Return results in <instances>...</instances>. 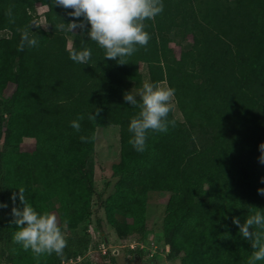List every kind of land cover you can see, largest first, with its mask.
<instances>
[{"label":"trees","instance_id":"1","mask_svg":"<svg viewBox=\"0 0 264 264\" xmlns=\"http://www.w3.org/2000/svg\"><path fill=\"white\" fill-rule=\"evenodd\" d=\"M162 2L163 12L145 21L147 46L138 45L128 63L119 64L104 58V49L89 38L90 25L84 31L56 29L74 19L71 9L52 0H0V203L7 204L0 208V264H71L83 258L92 239L77 229L91 213L103 229V209L110 231L145 240L154 191L170 193L163 219L167 259L247 264L253 249L232 218L243 223L264 212L258 194L264 188V164L258 161L264 142V0ZM38 3L47 6L45 26L38 22ZM9 8L15 23L6 15ZM32 23L41 25L29 29L38 45L18 51L17 29ZM174 37H191L192 44L177 54ZM84 47L91 49L89 64L70 59V49ZM142 63L151 83L166 81L175 90L182 120L170 112L175 126L149 131L146 150L137 152L129 143V125L140 109L124 94L139 82ZM96 107L97 120H89ZM79 116L84 119L76 131L71 122ZM110 125L120 128L121 149L114 191L107 195L112 182L98 191L88 160L97 128ZM19 188L38 212L55 211L67 240L62 255L37 258L13 242L18 226L11 196ZM16 206L23 207L18 197ZM116 262L108 250L97 264Z\"/></svg>","mask_w":264,"mask_h":264},{"label":"clouds","instance_id":"2","mask_svg":"<svg viewBox=\"0 0 264 264\" xmlns=\"http://www.w3.org/2000/svg\"><path fill=\"white\" fill-rule=\"evenodd\" d=\"M52 2L66 10L71 9L68 15L74 18L66 26L63 23L56 25L57 30L75 31L79 28L84 31L87 25H90L87 29L89 38L104 49V58L116 60L119 64L128 63L127 57L138 50V45L147 46L151 37L145 30V21L154 20L164 8L162 0H52ZM6 15L10 23H15L11 8ZM33 26L39 28L41 25L32 23L23 29H17L21 33L18 51H23L26 45L28 47L38 45V40L29 31ZM69 56L74 62L86 65L91 59V49L88 47L79 51L70 49ZM138 95L139 103L131 91L124 94V100L140 109L130 121L129 131L133 136L129 143L137 152H144L149 131L167 132L169 124L175 126V120L168 119L169 113L175 108V90L162 86L159 82H144ZM100 112L101 109L96 107L88 119L97 120ZM82 119L84 117L79 116L77 120H73L71 127L79 131V120ZM80 139L87 143L89 138L81 136ZM259 151L258 161L264 164V142L260 143ZM261 180L264 182V177ZM24 191L23 188H19V193L13 192L11 196L13 223L18 226L12 237L13 242L22 245L24 250L31 249L37 258L53 253L57 256L62 255L67 240L56 215L48 211L38 212L28 202ZM258 194L264 196V188L258 189ZM17 197L23 207L16 206ZM3 207H7V204L0 203V208ZM232 222L238 226L242 237L251 243L253 252L247 264L264 261V212L256 211L243 223L239 217H233Z\"/></svg>","mask_w":264,"mask_h":264},{"label":"rangeland","instance_id":"3","mask_svg":"<svg viewBox=\"0 0 264 264\" xmlns=\"http://www.w3.org/2000/svg\"><path fill=\"white\" fill-rule=\"evenodd\" d=\"M37 8L40 15L38 22L45 26L44 12L47 10V6L38 3ZM69 44H71V41H69ZM191 44V37H188L184 41L178 37H174L171 43L177 54H180L183 49L189 48ZM144 82L151 83V80L147 65L142 63L140 65L139 82L130 88L134 96L139 97L138 93L141 91ZM160 84L169 87L166 81H162ZM12 90L13 88H10L8 94ZM174 104V116L178 120H182V113L177 106L175 97ZM26 141L31 142L33 140L26 139ZM120 149V128L118 125L97 128L95 148L88 160V167L94 171L95 184L98 191L104 190L107 183L112 182L107 188V195L112 194L114 191L116 180L113 177V167L120 159ZM150 196L147 204L145 240L141 241L136 236L121 237L118 235L117 230L110 231V225L107 223V213H104V209L100 212L103 229L98 227L97 216L94 213L90 215L86 214L87 218L81 222L77 231L80 234H89L92 239V245L83 258L74 260L71 264H83V262L91 264L99 263L103 252L96 243H101L103 240L109 242V239L110 242L106 246L108 250H114L117 258L116 264H182L181 255L171 260L167 259L169 246L164 242L163 219L170 193L167 191H154L151 192ZM53 213L56 215L55 211ZM116 216L120 220H125V216L122 214L118 213ZM130 250H134V252L130 253Z\"/></svg>","mask_w":264,"mask_h":264},{"label":"built area","instance_id":"4","mask_svg":"<svg viewBox=\"0 0 264 264\" xmlns=\"http://www.w3.org/2000/svg\"><path fill=\"white\" fill-rule=\"evenodd\" d=\"M99 247H100V250L103 252V254H107L108 248L106 246V242H102Z\"/></svg>","mask_w":264,"mask_h":264}]
</instances>
